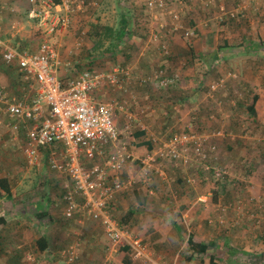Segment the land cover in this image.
Here are the masks:
<instances>
[{
	"label": "rangeland",
	"instance_id": "rangeland-1",
	"mask_svg": "<svg viewBox=\"0 0 264 264\" xmlns=\"http://www.w3.org/2000/svg\"><path fill=\"white\" fill-rule=\"evenodd\" d=\"M2 1L0 2V8L3 7L0 11L1 33H5L7 29L5 38H11L13 43L17 41L15 45L22 49L37 52L47 33L46 28L40 27L37 20L29 17V0L27 3L25 1V5L21 6V9L14 6L15 0ZM169 1L171 6H176L177 0ZM185 1L187 6L196 7V10L191 9L193 10L191 14L184 12L179 20L183 28L174 30L172 19L168 16L156 13L159 16L157 22L151 20L150 12H147L145 6L147 0H75L70 12L59 13L62 20L64 17H69L68 25L60 27L57 33L47 37L59 49L61 57L63 54L65 60L68 59L72 62L73 70L81 71L88 65L89 61H92L90 62L91 66L99 70L107 69L108 71L116 67L121 69L134 67L130 74L125 73V75L130 76L129 81L120 77L123 81V88L111 86L108 91L115 107L116 118L123 119L125 123L130 122L132 132L141 128L140 123H147L151 136L157 137L155 140L154 138L151 139L154 146L168 141L172 136L179 133L200 132L202 134L204 132L217 133L222 131V139H213L219 136H214L212 140L207 139V149L210 147L213 149L211 143L212 145L216 144V146L214 150H210V156L206 162L197 163L200 166L179 165L159 158L150 162L146 173L142 169V159L146 157L148 152L143 146L134 149L128 139L127 148L130 152H136V159L128 160L122 178L124 180L133 178L134 183L130 189L117 195L119 200L111 205L110 211L119 222L130 207L134 210L135 216L126 228L133 235L142 239L143 245L152 254V259L157 261V263H154L153 260L144 263L131 259L132 264H209L211 254H217L220 251L219 248L223 250L217 257L226 258L223 263L264 264V206L248 202V190H251L250 181L263 179L264 176L261 173L262 170L258 168H255L256 172L249 171L247 162L242 164L243 160L247 158L246 155L239 154L245 150L264 149V132L251 127L248 129L247 124L244 127L240 125L239 129L236 130L241 135L240 137L252 138L246 140V143H244L245 139L236 138L240 139L241 143L234 150L229 149L228 145L239 141L231 140L228 134L232 127L223 122L229 123L232 116L231 110L237 112L238 115L244 113L250 115L246 108L231 109L227 105L225 108L211 109L201 106L198 109L195 106L192 111H188L190 114L187 118L191 122L188 120L176 124L174 117L176 114H180V110L174 109L175 112L171 113L166 110V107L175 98L183 100L184 94L177 93L179 91L175 89H167L164 92V98L156 100L158 96L154 97L153 94L156 92L159 95V85H161L157 80L154 81L153 76L156 71L152 74V71L149 73L148 70L144 72V75L136 74V69H139L136 59L148 52L151 55L154 52L160 58L161 64L158 68L162 66L160 70L165 71L164 75L171 76L173 74L170 58L176 54L172 51L170 41H166L164 44L166 46L165 51L168 50V53L159 49L162 39L155 40L154 35L156 33L166 35L164 32H168L171 37L179 36L182 42L186 41L192 47L196 44L193 40L199 38V45L202 46V50L226 54V56L219 57L217 63L215 62L217 65L214 69L215 74L220 76L212 79L217 83L224 81L225 87L219 90H211L208 85H205L204 94L212 91L213 95L212 97L209 96V99L219 98L230 104L231 101H237V99L249 103L253 97V92L246 91L245 88L247 82L244 78L247 77L246 73L250 71L248 69L253 70L251 74L260 76L259 79L264 80V3L256 12L248 10L238 19L222 24L217 19L222 7L228 11L240 2L242 3V0H238V2H236L237 0H226L222 3L221 0H212L211 7H204L200 0ZM128 10H134L139 23H143L138 29L136 28L137 30L132 28L134 35L130 41L139 43L136 44L140 50L139 52L128 50L133 51V59L129 60L126 53L122 51L116 53V59L92 51L93 43L88 36L90 26L98 19H100V23L115 24L124 12L132 17L131 11L128 12ZM193 13L196 14V25H200L193 29L196 31L194 38L193 35H186V31L193 28L190 25V16ZM252 17L253 21L247 23L248 19ZM15 28L22 32L25 31L30 36L24 39L10 37ZM144 32L147 33L144 35ZM141 34L144 35V40ZM151 34L152 39H150ZM225 41H228L230 45L220 49ZM142 42L144 44L140 46ZM147 44H149L148 48H146ZM189 50L192 51V49ZM239 52L256 54V64L253 66L254 62L248 61L247 58L250 56L245 60H240V65L231 60L234 57L231 55ZM92 55L96 58L92 59ZM201 66L202 70L206 69L205 63H202ZM8 67L0 58V88L4 87L10 94L20 97L26 96L18 74L13 68ZM155 69H157L156 66L152 67V70ZM208 69L209 72L211 71L212 77L213 70L211 67ZM150 77H153L152 81H142V79ZM240 80L241 83H244V88L240 91L241 93H237L235 91L237 88L234 86ZM3 81L5 84H2ZM122 106H124V112L120 108ZM128 114H133L135 121L130 120ZM221 117L222 123L217 125L220 123L217 121ZM169 118L170 122H168ZM14 123L19 125L18 131L21 132L26 131L25 126L31 125V123L19 122L18 120H15ZM257 128L261 129L259 126ZM12 143L7 140L0 143V175L11 173L10 177L13 182L21 181L28 186V188L21 187L20 192L26 191V189L31 191L32 194L24 200L26 201L24 206L20 207L23 209L21 212H29L28 221L29 219L34 220L37 217L35 213L40 208L33 202H39L38 199L42 197L41 201L48 200L47 206L41 203L44 211H42L44 214L42 216L47 219L48 224H51L49 226L54 227L56 222L62 227V231H59L54 239L51 236L50 249L44 253L39 250L34 234L32 236L30 234L27 244H22L20 247L16 245V249L22 253L20 264H125L123 252L115 253L112 258L110 257L109 241L99 221L83 216L82 211L77 212L72 218H67L64 215L65 175L51 168L48 154H45L38 165L29 167L25 158L21 156V143L16 142L15 145ZM9 154H16L13 160H17L20 165L19 172H12L4 167L3 164L8 161ZM10 158L12 159V157ZM238 160H241V163L236 166ZM3 170L6 171L4 174L2 173ZM128 170H130L129 173ZM138 189L143 191L146 199L143 206L137 203L134 195ZM34 194L37 196L35 197ZM203 195L207 198L199 199ZM186 200L187 203H184ZM194 202L197 203L194 204ZM8 207L11 210L10 203H8ZM191 234H194V239L198 242L210 243L214 241L216 245L210 244L208 254L200 256L197 260L186 261L183 253L187 251ZM223 242L241 249L240 255L235 260H231L232 258L228 254H224L227 247L222 244ZM72 245L77 246L78 258L70 262L63 252Z\"/></svg>",
	"mask_w": 264,
	"mask_h": 264
},
{
	"label": "built area",
	"instance_id": "built-area-1",
	"mask_svg": "<svg viewBox=\"0 0 264 264\" xmlns=\"http://www.w3.org/2000/svg\"><path fill=\"white\" fill-rule=\"evenodd\" d=\"M59 1L29 0V17L37 20L40 27L46 28L47 36L57 33L70 21L69 17L62 20L59 13L70 12L75 0ZM200 1L205 7L213 3L212 0ZM146 5L151 20L157 22L158 14L169 15L174 30L183 28L179 14L181 9L187 7L185 0H177L176 6H171L169 0H147ZM245 11L246 6L242 3L228 11L223 7L217 19L219 22L237 19ZM193 34L191 29L187 30V35ZM1 35L0 30V54L4 62L16 70L26 96L10 94L1 87L0 113L19 122L32 123L26 127L24 155L27 164L38 165L43 159V151L48 149L51 168L66 178L65 216L72 218L82 211L84 215L99 221L109 241L111 258L118 252L126 255L128 248L127 253L132 260L150 262L151 255L142 239L121 226L110 211V205L117 195L133 186L134 179L124 180L122 175L128 160L136 157L127 148L128 139L133 134L132 124L128 122L125 131H122L115 122L114 104L98 99L97 91L105 85L123 88L120 77L129 74L127 69H84L74 78L62 76L61 67L70 72L73 64L61 60L59 49L47 36L37 52H30L3 40ZM159 38L162 36L156 33L154 39ZM164 72L156 71L154 81L163 85L159 79ZM125 76L129 81L130 76ZM153 77L142 81H152ZM219 86L214 84L212 89L216 90ZM120 108L124 110V106ZM128 118L135 121L132 114H128ZM13 128L17 132L19 125L14 124ZM208 138L197 132L175 134L144 156L142 169L146 173L150 162L159 158L179 165L203 163L209 156ZM63 254L70 262L75 261L78 258L77 246L68 247Z\"/></svg>",
	"mask_w": 264,
	"mask_h": 264
},
{
	"label": "crops",
	"instance_id": "crops-1",
	"mask_svg": "<svg viewBox=\"0 0 264 264\" xmlns=\"http://www.w3.org/2000/svg\"><path fill=\"white\" fill-rule=\"evenodd\" d=\"M25 1L27 3V0H15L13 2L14 6L20 7L19 9H21V6L25 5ZM226 0H221L220 2H224ZM254 1V0H253ZM252 0H242V4H245L246 6V11L251 10L250 12H256V10H258L262 4L264 3V0H256L253 2ZM0 2H3L2 0H0ZM238 2V0L236 1ZM241 3V2H240ZM251 5V6H250ZM204 6V5H203ZM205 7V6H204ZM223 8V7H222ZM234 8V7H233ZM232 8V9H233ZM193 10H196V7L192 6ZM191 10V11H193ZM189 14H191L192 12L188 11ZM244 15V14H243ZM194 22H195V26L194 24L190 23V25L194 26V28L196 29V27H199L200 25H196L197 23V19H196V14L193 13L192 16H190ZM206 17V15H205ZM251 21H253V17L249 18L247 23H251ZM3 23V22H2ZM207 23V22H205ZM6 26V24H5ZM7 27V26H6ZM0 28L2 29V27L0 26ZM17 28V25H16ZM13 29L11 32V36L10 37H14L15 38H26L29 37L30 35L27 34L25 31H19ZM16 30V31H15ZM3 40L8 41L9 43H11L12 45H15L16 42L13 43V41H11L10 39L5 38V35H7V29L5 31V33H1ZM199 38L196 40H193L194 42H196V44L192 47L190 45L187 44L186 41L182 42V40L179 38V36H173L170 39V44L172 46V51L176 54L179 55V66H170L172 68V73L175 75V83L174 85L177 86L179 92L177 93H183V100H181L180 98L177 99L176 103H168L167 106L173 108L174 109H179L180 110V114H176L174 118L176 124H180V122L182 121H190V119L187 118L188 114H190V112L188 113L189 110L192 111V109L197 106L198 109L202 106L204 108H208L210 107L211 109H217V108H225L228 106L231 107V109H236L239 107V105L241 103H244V105L246 106L245 108L248 109L249 105L252 103L251 100H249V103H246L244 101H240V99H237V101H231L232 103L230 104L229 102L224 101L223 99H209L208 97L211 96L212 97V91L209 92L207 94H204V87L205 85H212L213 83L218 84L217 82H214L212 79L215 77H219L220 75L215 74V71H212V77L210 75L209 72V67L210 66H215L217 67L216 63L219 60V57H223L226 56V54L221 53V52H210L209 50H202V46L199 45ZM148 45H146V48H148ZM16 46V45H15ZM18 47V46H16ZM179 47H183V48H179ZM19 49H22L20 47H18ZM189 49H192V51L195 53V58L192 59L193 55L191 54V52L189 51ZM214 49V48H212ZM23 50V49H22ZM155 53L152 52V55L150 52L148 53H144L141 55V57H138L137 60V65L139 67V69H136V74H140V75H144V72H147L148 69V62L157 64L159 63L160 58L156 55H154ZM61 55V53H60ZM63 54L61 57V60L66 62L69 61L68 59L65 60L63 58ZM183 56V57H181ZM231 56H234L231 58V60L236 61L239 65H240V60H245L248 56H250V58H247L248 61H253L254 64L253 66L256 64V58L257 55L253 54V53H248V52H239L236 54H232ZM0 58L3 60L1 54H0ZM64 60H63V59ZM183 58V59H182ZM186 61H191L193 64L186 66L185 67V63ZM216 62V63H215ZM3 63L5 65H7L4 60ZM205 63V67L206 69L202 70V66L201 64ZM215 63V64H214ZM161 64V63H160ZM153 66V65H152ZM182 66V67H181ZM8 67V65H7ZM136 67V65H135ZM10 68V67H8ZM12 68V67H11ZM132 68L134 67H127L125 69H127V72L130 74L132 71ZM65 67H61L60 69V74L62 76H67L70 78H74L75 76H77L81 71L78 70H71L70 72H68L67 70H65ZM207 70V71H205ZM250 71H248L246 73V78L245 81L247 82V86L245 87L247 90L246 91H251L252 96L253 95H258L259 99L255 104V110H256V115L250 113V115H246V113L242 114V115H238L237 112H234L231 110V118L229 123L227 122H223L224 124H230L232 126L233 129H229L230 132L228 134V136L231 137L232 141H236L238 140V143L235 144H231L228 145L227 147L229 149L234 150L235 147H238V145L241 143L240 139H236V138H242L245 139L244 143H246L249 138L252 137H248V136H242L239 135V132H237L236 130L239 129V126L242 125V127H244L246 124L248 125L247 128L249 129L250 127L253 129H256L258 131H263L264 132V80H260V76H254L253 74H251V72H253L252 69H248ZM14 71L16 72V70L14 69ZM207 72V73H206ZM17 73V72H16ZM6 74V73H3ZM236 75V74H235ZM2 84H5V82L3 81ZM111 86L110 85H105L102 88H100L97 91V98L105 101V102H111V96L109 94V91ZM211 88V87H210ZM235 91L237 93H241L240 91L244 88V83H241V80L238 81V84L235 85ZM238 90V91H237ZM245 92V91H244ZM227 93V91H226ZM253 98V97H252ZM244 108V107H243ZM240 108V109H243ZM123 111V110H122ZM124 112V111H123ZM248 113V110H247ZM121 114H123L121 112ZM133 115V114H132ZM183 116V118H182ZM8 116L6 115H2L0 113V141L1 142H6V140L9 142H13L12 144H16V142H20L21 143V156H23V158L26 157L24 155V147H25V142H26V131L24 130L23 132L18 131L16 133V130H14L13 125L15 124L14 121L15 119H11V118H7ZM199 117V116H198ZM222 117L219 118V120L217 121L220 125L222 122ZM118 125L120 126L122 131H125V125H128V122H124L123 119L118 118L117 119ZM142 122V120H141ZM191 122V121H190ZM30 123V122H28ZM32 124V123H31ZM210 124V123H209ZM213 124H216V122H213ZM141 128H139V130L144 131L146 137L143 136V138H139L138 136L132 134L131 138L129 139L131 141V144L134 146V149L139 148L141 146L144 147V149L149 152V148H148V144H152L151 139L154 138L151 136V134L149 133V126L147 125V123L142 122V124H139ZM212 125V124H211ZM256 125V127H255ZM257 126H259L261 129L257 128ZM27 126H25L26 128ZM243 130H245L243 128ZM242 130V131H243ZM138 131V130H137ZM200 133V132H199ZM205 136L210 137V140H212V138L214 136H219L217 138H213V139H222V131H219L217 133L214 132H204L202 133ZM157 137L154 138V140ZM254 139V138H253ZM0 142V143H1ZM7 145V144H6ZM45 152L43 151V158L45 157ZM132 154H136L135 151H132ZM241 155H246V159L243 160V163L247 162V166H248V170L249 171H257L255 170V168H258L260 170H262V175L264 176V149H252V150H245L241 153H239ZM19 155V154H17ZM12 157V159L10 158ZM16 157V154H9L8 155V161L6 163H4V167L6 169H9V171L12 172H19L20 170V165L17 163V160H13V158ZM241 163V160H238V163L236 164V166H239ZM29 166V165H28ZM31 167V166H29ZM6 171L3 170V174ZM130 172V170H128V173ZM260 173V172H259ZM11 173H7L4 175H0L1 178H6L9 180V184L11 186V190H12V196L9 198L7 197L6 193L4 191H0V218L4 219V221H0V264H20V262L22 261V253L16 249V245H18V247L22 246V244H27L28 243V239L30 238V234L32 236V234H34V239H38L37 236H46L49 240V243L51 241V236L54 239L57 236V233L59 231H62V227H60L56 222L54 225V227L49 226L51 224H48L47 219L45 217H43L42 215V206L41 203L45 206H47V201H41V198L38 199L39 202H33V204L39 206V210L36 211L35 215L37 216L36 218L33 219H29V212L27 213H23L21 212L23 209H21L20 207H22V205L24 206V204L26 203V201H24L27 197L30 196L31 191H28V189H26V191H22L21 187L24 188H28L27 185L24 184V182L21 181H17V182H13V180L11 179ZM258 177V176H257ZM256 177V178H257ZM65 182H66V178H65ZM251 185L249 186L251 188V190H248L249 195H248V202L252 203V204H260L264 206V178L263 179H258V180H251ZM20 189V190H19ZM188 193V192H187ZM34 196L36 197L37 195L34 194ZM203 198H207L206 196H201L199 197V199H203ZM46 200V199H45ZM63 200H64V196H63ZM119 198L117 197L116 200L114 201V203L116 201H118ZM188 200V199H187ZM187 200L184 201V203H187ZM66 207V202L65 200L63 201ZM8 203L11 204V210L8 207ZM197 202H194V204ZM46 208V207H45ZM45 210V209H44ZM41 212V213H38ZM44 212V211H43ZM50 216V214H48ZM83 216L84 215L83 213ZM53 220H55L53 218ZM52 221V219H51ZM178 227V225H176ZM168 235V234H167ZM50 249V248H49ZM48 249V250H49ZM246 249V248H245ZM52 250V249H51ZM44 253V252H43ZM150 253V252H149ZM151 255V261L153 260L154 263H157V261H155L154 259H152V254ZM222 257V256H221ZM218 258H216L217 260Z\"/></svg>",
	"mask_w": 264,
	"mask_h": 264
},
{
	"label": "trees",
	"instance_id": "trees-1",
	"mask_svg": "<svg viewBox=\"0 0 264 264\" xmlns=\"http://www.w3.org/2000/svg\"><path fill=\"white\" fill-rule=\"evenodd\" d=\"M57 2H60V1L57 0ZM145 6H146V9H147L146 3H145ZM211 6H212V4L209 5V7H211ZM191 9H192V7L190 5L187 6V7H184L183 9H181L179 17L181 18V15L184 12H186V13H188V11L192 12ZM130 11L132 13L131 14L132 17H129L127 15V12H124V13H122L121 18L119 19V21L116 22L115 24L100 23V19H98L95 23H93L90 26L91 28L88 31V36L90 37V39H91V41L93 43L92 51L100 52L102 55L111 57L113 59H116V53L117 52L122 51L123 53H126V57L129 58V60L133 59V57H134L133 51H136V52L140 51L139 50V46L137 45L139 43L136 42L137 43L136 44V43L131 42L130 40H131V37L134 35L133 30H135L136 28L138 29L143 23H139L138 18L135 16L136 13H135L134 10L133 11L132 10H128V12H130ZM147 12H148V10H147ZM133 14H134V16H133ZM168 17L170 19H172L169 15H168ZM143 20H145V19H143ZM231 20H235V19H231ZM227 21H230V20H226L225 22H221V23L222 24L223 23H227ZM190 23L194 24V26H195V22H194V20L192 18L190 20ZM194 26H192L193 28H189V29H191L194 32L193 38L195 37L194 35L196 34V31L193 30V29H195ZM132 28H133V30H132ZM145 30L148 32L147 29H145ZM147 32H144V35ZM164 33L166 35L160 33L161 36H162V38H161L162 41L160 42L161 45L159 47V49H161V51L163 50V52H165V49H164L165 42L166 41H170V39H171V36L169 35L168 32L167 33L164 32ZM144 35L141 34L143 40L145 38ZM186 35H187V31H186ZM150 38H151V36H150ZM143 44L144 43L142 42L140 44V46H142ZM228 45H230V43L228 41L227 42L225 41L224 45L220 46V49H223L224 47H228ZM130 49L133 50V51L132 52L128 51ZM191 54L193 55L192 59H194L195 56H196L195 53L192 51ZM154 55H156V54H154ZM156 57H157V55H156ZM181 57H183V56H181ZM95 58L96 57L92 55V59H95ZM179 58H180L179 55H174L173 57H171L170 58L171 65L178 67L179 66V63H178ZM90 62H92V61H89L88 65H86L84 69H90V70H93V71L99 70V69H96L93 66H91ZM159 64H160V60H159L158 64H157V61H156V64H155V62L152 63L153 66L151 65L150 62H148L149 66H148L147 70L149 71V73L151 71H152L151 74L154 73V71H159L160 68L162 67L161 66L160 68H158ZM185 64H186L185 65V67H186V66L192 65L193 63L191 61H186ZM8 66L10 68L12 67L10 65H8ZM154 66H156L157 69L152 70V67H154ZM210 67H211L212 70H214L216 68L215 66H210ZM12 68L14 69V67H12ZM84 69H82L81 71H83ZM113 69L114 68H112V69H110L108 71H111ZM101 71H107V69H101ZM167 76L168 75H163L159 79V82L163 81V85L162 86L159 85L160 86L159 87V90H160L159 95H157L156 92L153 94L154 97L158 96V98L156 100L163 99L164 98V92L167 89H169V90L170 89L171 90H173V89L178 90L177 86L174 85L175 75L172 74L171 76H168V77ZM121 78L125 79L126 76L124 74H122ZM172 80H173V82H172ZM214 84H216V83H213L212 85H214ZM218 84H220V86L218 87V90L223 88V87H225V84H224L223 81L218 82ZM212 85H208L209 88L211 87V90H212ZM151 86H153V85H151ZM177 99L178 98H175V100L170 102V103L175 104ZM258 99H259V96L257 94L253 95V98L251 99L252 103L249 105V108L247 109L248 112H250V113H252L254 115H256L255 104L258 101ZM241 107L245 108L246 106L244 105V103H241L239 105V108H241ZM166 110L168 112H171V113L175 112L174 107L171 108V107L167 106ZM170 121L171 120L169 118L168 122H170ZM115 122H117V118H115ZM229 126H230V124H229ZM231 129H233V128H231ZM133 134L138 136L139 138H143V136L145 135L144 131H141L139 129H138V131L136 130L135 132H133ZM144 137H146V135ZM210 145L213 146V149H211L212 147H210L208 149V152H209L208 155L209 156H210V152H211L210 150H214L216 144L212 145V143H211ZM148 148H149L148 149L149 151L152 148H154V143L148 144ZM44 152L49 155V150L48 149H45ZM207 160H208V158H207ZM190 165H191V167L200 166V165H197L196 162H194V163H192ZM0 191H4L6 193V195H7V197H9V198L12 196V190H11V186L9 184V180L8 179L0 177ZM134 195L136 197L137 203L140 206H143L145 204V202H146V199H145L143 191L141 189H138V190L135 191ZM112 204H114V201L111 203V205ZM111 205H110V207H111ZM64 211H65V209H64ZM134 216H135V212L130 207V209L126 212V214L119 220L120 225L123 226V227H127L129 225V223L131 222V220H133ZM0 221H4V219L0 218ZM225 240H227V239H225ZM36 244L38 245L39 250L41 252H45V251H47L50 248V243H49V240H48V238L46 236H43V237H40V238L36 239ZM210 244L216 245V242H214V241H212L210 243L198 242V241H196L194 239V234H191L190 237H189V240H188L187 251H185L183 253V257L185 258L186 261H195L200 256H202L204 254H208L209 248H210ZM222 244H224V246L227 247V251H224V254H228V256H230L232 258L231 260H235V258L240 255V253H241V249L240 248L234 247L233 245L231 246L227 242L226 243L223 242ZM219 250L220 251H218L217 254L216 253L211 254L210 259H209V264H226V263H223L226 258L217 257L222 252L223 249L219 248ZM127 251H128V248H126L125 264H132L133 261L131 260V257L128 255ZM216 258H218V259L216 260Z\"/></svg>",
	"mask_w": 264,
	"mask_h": 264
}]
</instances>
